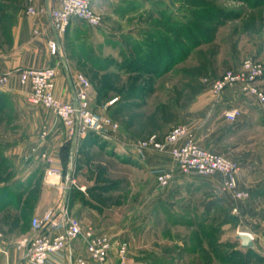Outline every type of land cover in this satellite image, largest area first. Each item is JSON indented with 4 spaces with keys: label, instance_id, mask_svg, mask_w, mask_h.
Wrapping results in <instances>:
<instances>
[{
    "label": "rangeland",
    "instance_id": "rangeland-1",
    "mask_svg": "<svg viewBox=\"0 0 264 264\" xmlns=\"http://www.w3.org/2000/svg\"><path fill=\"white\" fill-rule=\"evenodd\" d=\"M27 2L0 0V75L6 74L4 63L12 56L14 24L22 12L29 15ZM142 5L140 11L127 17L126 12L109 14L107 22L111 17L142 21L150 27L143 38L111 36L100 26L88 24L81 30L86 57L80 60L78 71L91 82V108L116 122L115 135L122 133L126 143L127 138L136 144L155 134L162 138L174 126L188 125L199 144L240 161L239 186L248 196L237 199L221 188L210 203V194L198 193L193 198L189 188L171 194L174 180H190L192 176L177 173L170 185L163 186L151 173L156 168L144 166L132 173L113 163L111 179L108 164H102L107 169L106 178L118 187L94 194L102 206L110 208V215L101 214L103 230L93 231L127 244L124 256L115 245L113 264H264V108L237 87L240 95L234 93L235 99L245 102L242 109L254 123L240 117L232 121L226 113L222 116L223 108L212 106L216 101L210 90L211 80L241 69L248 59L264 67V0H146ZM163 50L173 58L167 64ZM144 57L158 61L154 72L143 70ZM21 69L8 73L9 83L0 87V93L7 91L0 95V116L9 121L45 116L47 111L55 116L51 110L30 103L29 90L23 89L19 80L18 97L9 94L12 76ZM257 84L264 91V75ZM213 108L215 117L210 114ZM87 136L96 139L91 133ZM103 141L104 145H99L102 150L108 156L113 154L109 141ZM77 143L75 159L85 153L86 158L108 161L103 151L92 150L94 146L82 150ZM146 178L150 189L143 186ZM205 178L209 177L196 179L207 181ZM55 180L56 175L49 179ZM78 190L75 184L63 190L70 210L82 201ZM147 196L151 197L149 202ZM173 199H177L175 203ZM17 225L25 227L22 221ZM240 231L253 234L254 248H242L236 238Z\"/></svg>",
    "mask_w": 264,
    "mask_h": 264
},
{
    "label": "crops",
    "instance_id": "crops-1",
    "mask_svg": "<svg viewBox=\"0 0 264 264\" xmlns=\"http://www.w3.org/2000/svg\"><path fill=\"white\" fill-rule=\"evenodd\" d=\"M145 1L94 0L95 10L102 13L105 18L104 23L100 25L101 30L111 36L133 37L134 40L143 38L150 28L146 23L126 18L119 20L113 17L107 22V19L109 14L126 12L127 17L132 12L140 11ZM27 4H34L38 11L33 16L26 15L24 12L19 15L13 27L12 56L6 59L3 69L6 73H12L19 68L57 67L59 73L55 81V96L61 101L72 102L74 100L72 78L81 66L80 60L86 57L83 46L85 41H80L84 37L81 30L84 29L86 23L74 20L62 41L61 51L58 54H52L48 47V40L55 38L56 35L51 24L50 9L58 6L60 0H28ZM83 40L86 39L83 38ZM17 80L18 75L14 74L12 76L13 87L8 90L10 95L18 97L17 94L21 88H18L20 85L18 86ZM3 92L0 93L1 97L7 94V91ZM234 93L240 95L238 89H233L225 93L226 96H223L220 101L212 104L217 110L223 108L221 112L223 117L226 111L234 106H239L241 109L245 107V102L235 99ZM0 100L2 101V98ZM214 108L213 111L211 109L210 114L212 113L215 117L217 112ZM247 114L246 110L242 109L240 118L248 123H254ZM12 120L9 121L0 116V264H23L20 262L21 252L17 249L16 242L23 235L31 232V220L34 215L41 214L47 208L61 202L64 196V186L71 178H75V186L82 194V201L74 204L71 212L76 214L85 227L100 231L103 230L100 222L101 214L110 215L107 213L110 208L102 206V202L96 199L94 194L109 187H118L115 181L106 178L107 169L102 164H108L111 179V164L113 163L132 173L133 170H143L144 166L148 169L174 166L172 155L169 152L148 151L146 160L136 158L134 152L130 153L127 150L133 144L132 138H127L129 141L126 143L122 133H117L115 139L108 142L113 150V154L109 156L106 151L102 150L103 146H99L104 145L101 137L94 140L87 136L78 141V147L82 150L94 146L92 150L103 151L108 161H98L89 156L86 158L85 153L83 156L80 153L75 159L76 142L71 140L67 129L50 112L47 111L45 116H24ZM44 130L49 131L47 137L42 136ZM93 142L97 144L94 145ZM50 166L57 169V173L53 174L56 175L54 182L49 181L51 177L47 178V170ZM207 177H209L205 178L208 179L207 181L196 179L202 177L174 180L170 185L171 194L179 191L183 193L184 189L189 188L193 192V198L198 193L210 194L209 199L212 203L213 194L218 193L222 188L223 177L221 174ZM145 181L146 184L143 186L150 189V180L146 178ZM131 182L134 181L131 179ZM149 189L147 190L148 195H150ZM158 196H160L158 202L163 205L162 196L160 194ZM149 198L151 197L147 196L148 202L151 200ZM173 200L175 203L177 199ZM194 209L195 205H193ZM176 211L178 212V209ZM16 221H25V227L17 225ZM114 250L107 264H113ZM86 255L88 253L84 244L76 240L68 248L64 258L53 256L47 264H74L77 256Z\"/></svg>",
    "mask_w": 264,
    "mask_h": 264
},
{
    "label": "built area",
    "instance_id": "built-area-1",
    "mask_svg": "<svg viewBox=\"0 0 264 264\" xmlns=\"http://www.w3.org/2000/svg\"><path fill=\"white\" fill-rule=\"evenodd\" d=\"M93 2L94 0H60L58 6L50 9L51 24L56 35L55 38L48 40L52 54L61 51L62 41L74 20H80L92 27L102 24V16L95 10ZM37 11L38 8L34 4L28 5L29 15H35ZM58 73L57 67L53 66L22 68L18 73V80L29 90V102L51 110L74 142L88 133H94L109 142L115 139L118 124L110 117L94 111L90 106L91 82L87 75L80 71L73 75L74 100L64 102L58 99L54 92ZM263 75V65L248 59L241 69L228 71L221 77L211 80L210 90L218 102L226 91L239 87L244 94L253 97L256 103L264 108V91L257 84ZM9 81L10 74L0 75V87L6 86ZM241 114L239 106L226 111L227 119L232 121ZM48 134L49 131L44 130L42 136L47 137ZM127 150L130 153L134 152L136 158L140 160H146L148 151L169 152L174 166L151 171L163 186L170 185L177 173L192 177L221 174L224 190L229 191L237 199L248 196V193L239 186L241 163L199 144L188 125L174 126L162 138L155 134L141 139ZM55 173L56 167L50 166L47 178ZM70 184H75V180L71 178L64 188H70ZM248 234L254 240L253 234L250 232ZM76 240L82 241L88 255L77 256L74 264H107L115 245L122 256L126 254L128 247L124 242L115 243L107 233H96L93 229H86L73 215L65 199L47 208L43 213L34 215L31 220V232L18 239L16 247L21 252L20 262L23 264H47L53 256L64 258L66 251Z\"/></svg>",
    "mask_w": 264,
    "mask_h": 264
},
{
    "label": "trees",
    "instance_id": "trees-1",
    "mask_svg": "<svg viewBox=\"0 0 264 264\" xmlns=\"http://www.w3.org/2000/svg\"><path fill=\"white\" fill-rule=\"evenodd\" d=\"M162 52V54L164 55V58H165V60H167V62H166V64L168 63V61H170V60H172L173 58L171 57V53L169 52V51H167V50H163V51H161ZM138 57L139 56H141V52L139 51V53H138V55H137ZM159 60V59H158ZM142 64L141 65H143L144 66V68L145 69H143V70H146V71H148V72H154L155 71V69H157L158 68V65H159V63H158V61H156V60H153V59H150L149 57H144L143 59H142ZM138 69L140 70V68H141V66H140V64H138ZM91 135H93L94 137H99L98 135H96V134H94V133H91ZM23 223H25V221H22ZM16 224H17V221H16Z\"/></svg>",
    "mask_w": 264,
    "mask_h": 264
},
{
    "label": "water",
    "instance_id": "water-1",
    "mask_svg": "<svg viewBox=\"0 0 264 264\" xmlns=\"http://www.w3.org/2000/svg\"><path fill=\"white\" fill-rule=\"evenodd\" d=\"M236 238L240 240L242 248L245 249L254 248V241L247 231L238 232Z\"/></svg>",
    "mask_w": 264,
    "mask_h": 264
}]
</instances>
